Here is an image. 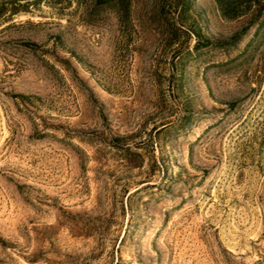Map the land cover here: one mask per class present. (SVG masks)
Wrapping results in <instances>:
<instances>
[{
    "label": "rangeland",
    "instance_id": "1",
    "mask_svg": "<svg viewBox=\"0 0 264 264\" xmlns=\"http://www.w3.org/2000/svg\"><path fill=\"white\" fill-rule=\"evenodd\" d=\"M20 3L0 16V264H264L262 14Z\"/></svg>",
    "mask_w": 264,
    "mask_h": 264
},
{
    "label": "trees",
    "instance_id": "2",
    "mask_svg": "<svg viewBox=\"0 0 264 264\" xmlns=\"http://www.w3.org/2000/svg\"><path fill=\"white\" fill-rule=\"evenodd\" d=\"M21 0H2L0 2V16L6 12V3L11 4L10 13H17L20 11L19 7L23 6ZM99 0H95L97 2ZM218 9L223 17L236 18L245 12L250 11L252 14L251 20H258L261 16L264 17V0H215ZM243 6V7H242ZM244 8V9H241ZM234 35L232 41L235 43L239 39Z\"/></svg>",
    "mask_w": 264,
    "mask_h": 264
}]
</instances>
